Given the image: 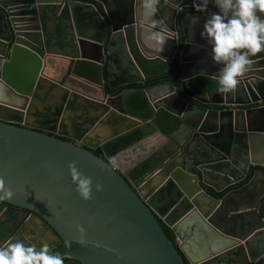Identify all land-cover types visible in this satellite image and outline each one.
Returning a JSON list of instances; mask_svg holds the SVG:
<instances>
[{
  "label": "water",
  "instance_id": "water-1",
  "mask_svg": "<svg viewBox=\"0 0 264 264\" xmlns=\"http://www.w3.org/2000/svg\"><path fill=\"white\" fill-rule=\"evenodd\" d=\"M166 2L154 29L139 0H0V180L12 192L0 205L39 216L64 264H264V53L251 58L235 93H221L200 35L217 9ZM118 34L149 61L178 60L182 95L169 82L142 90L148 119L127 112L124 93L103 89ZM79 63L97 68L99 85L78 74ZM196 78L217 84L208 98L189 89ZM160 111L180 121L170 135L155 122ZM71 163L91 178V199L76 191ZM252 169L221 199L206 192L236 186Z\"/></svg>",
  "mask_w": 264,
  "mask_h": 264
},
{
  "label": "clouds",
  "instance_id": "clouds-1",
  "mask_svg": "<svg viewBox=\"0 0 264 264\" xmlns=\"http://www.w3.org/2000/svg\"><path fill=\"white\" fill-rule=\"evenodd\" d=\"M163 2L167 4L166 0ZM160 4L161 0H139L141 18L154 29L162 21L155 19ZM210 4L217 11L209 14L200 35L210 46L212 61L219 66L220 92L235 93L240 77L251 65V58L264 53V0H194L197 12L208 13ZM152 37L155 38V33ZM164 43L160 46V52ZM197 75L206 74L201 72ZM69 171L79 195L84 200L91 199V178L80 173L75 163L69 164ZM96 190L100 191L101 186L96 185ZM11 196L12 192L4 190L3 181L0 180V200ZM77 229L84 232L80 225H77ZM0 264H64V260L60 254L51 253L47 245L38 248L16 240L0 246Z\"/></svg>",
  "mask_w": 264,
  "mask_h": 264
},
{
  "label": "trees",
  "instance_id": "trees-1",
  "mask_svg": "<svg viewBox=\"0 0 264 264\" xmlns=\"http://www.w3.org/2000/svg\"><path fill=\"white\" fill-rule=\"evenodd\" d=\"M187 13L188 12L184 11L179 14L177 25H179L180 21ZM129 42L131 45L132 44L131 38ZM131 50L133 54L137 57L138 63L141 66V70L147 79L143 83L140 82L129 83V84L121 85L115 90H112L107 86L108 72H107V66L105 64L102 67L103 80L105 82V91L110 95L111 94L115 95L123 91L129 92L128 94H126L125 97V109L127 110V112L140 119H148L151 117L152 111L146 97L141 93V91L158 83L169 82L173 84L176 87L177 92L180 95H182L181 82H180L181 71L179 69L178 60L176 58L169 65L164 64L163 62H160L158 60L145 62L141 60L138 57V55L135 54L133 47H131ZM76 68L78 74L92 81L96 80L98 77L97 68L92 64L79 63ZM188 87L190 90L196 91L199 96H206L208 90H211L212 88H216L217 84L214 82H210L205 78H196L188 82ZM188 102L196 106L200 105L198 102L192 99H188ZM155 122L164 135H170L180 125V121L178 118L164 111H160L158 113V115L155 118ZM97 152H99V150L93 151V153H96V155L100 156V154H97ZM253 171L254 169L250 171L249 175L246 177L244 181L237 184L236 186L227 188L223 192L215 193L210 189H207L206 192L214 199H221L228 192L238 189L241 186L245 185L251 179ZM161 225L167 237L176 246L175 239L171 231L162 223ZM186 264L188 263L186 262Z\"/></svg>",
  "mask_w": 264,
  "mask_h": 264
},
{
  "label": "flooded vegetation",
  "instance_id": "flooded-vegetation-1",
  "mask_svg": "<svg viewBox=\"0 0 264 264\" xmlns=\"http://www.w3.org/2000/svg\"><path fill=\"white\" fill-rule=\"evenodd\" d=\"M184 11L190 12L189 10H183L180 13ZM115 39L118 40L119 37L116 36L114 40ZM94 81L95 83H97V85H99L100 80L98 79V77ZM103 82L104 80L102 81V83ZM108 82L109 81L107 80V86L109 87ZM110 83L111 85L109 88L112 90H115L116 88L121 86L120 85L121 80L116 77L112 78ZM83 88L85 90H89L87 87H83ZM103 89L105 91V82L103 83ZM105 93L109 94L106 91ZM122 93H124V101H123L124 104L123 107H124L125 97L126 94H128L129 92L123 91L115 95L111 94V96L112 97L118 96ZM46 134L51 135L49 133ZM60 139L64 141H70L69 139L64 137H60ZM94 154L96 155V153ZM97 154H100L99 157L103 158V154L100 150L99 152H97ZM16 240L23 241L28 245H35L38 248L42 245H47L50 252H53V250L57 248V247H53V244H55L56 240L53 238L50 230L47 228L46 224L41 220L39 216L33 214L32 212H28L26 210L12 208L8 205H0V246H6L7 243ZM59 246L60 245H58V247ZM64 263H66V260H64Z\"/></svg>",
  "mask_w": 264,
  "mask_h": 264
},
{
  "label": "crops",
  "instance_id": "crops-1",
  "mask_svg": "<svg viewBox=\"0 0 264 264\" xmlns=\"http://www.w3.org/2000/svg\"><path fill=\"white\" fill-rule=\"evenodd\" d=\"M117 36L119 37V39L113 40V43L109 48L108 56L106 58L105 64L107 66V72H109L108 65L110 64V60H111L113 64L112 66L113 78L114 77L119 78L121 80L120 85L138 82L139 80H141V78H144L145 75L141 70V66L138 63L137 57L133 54L131 47H133L135 54L138 55V57L141 60L145 62H149V60L145 59V57L141 53L140 49L138 48L134 40H132V44L131 45L129 44V48H128L125 44V38L122 36V34H118ZM142 47L144 52H146L147 54H153L154 49L153 46L148 42V39L145 38V43L142 44ZM154 60H158V59H154ZM155 85L150 87H155ZM159 91H160L159 89L156 88L153 89L150 92L151 97L155 98L156 95L159 94ZM201 97L208 98L209 94L207 93L206 96H201Z\"/></svg>",
  "mask_w": 264,
  "mask_h": 264
}]
</instances>
